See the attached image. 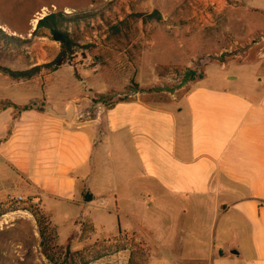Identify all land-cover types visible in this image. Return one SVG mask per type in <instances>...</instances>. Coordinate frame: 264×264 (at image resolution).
I'll return each mask as SVG.
<instances>
[{
	"label": "crops",
	"instance_id": "obj_1",
	"mask_svg": "<svg viewBox=\"0 0 264 264\" xmlns=\"http://www.w3.org/2000/svg\"><path fill=\"white\" fill-rule=\"evenodd\" d=\"M241 1L215 0L211 28L227 10L233 33L254 25L235 11L261 9L262 0L243 7ZM176 2L164 8L165 3L143 0L138 8L146 14L172 11ZM160 32L150 35L145 55L159 38H168ZM232 34L226 37L232 40ZM259 44L245 53L251 55L244 57L247 82L238 74L223 75V62L216 75H204L174 101L134 92L106 107L96 102L91 117L79 123L72 107L79 89L63 94L69 88L60 80L62 67L47 76L59 81L56 101L28 106L23 99L0 97V201L21 196L50 216L113 202L118 236L146 234L147 248L156 252L148 264H264V44ZM113 47L118 45L108 43L106 50ZM121 47L127 52L129 45ZM141 64L126 85L146 81ZM99 68L85 71V78L93 93L103 95L107 90L97 93L94 86V76H102ZM142 215L152 221H142Z\"/></svg>",
	"mask_w": 264,
	"mask_h": 264
},
{
	"label": "rangeland",
	"instance_id": "obj_2",
	"mask_svg": "<svg viewBox=\"0 0 264 264\" xmlns=\"http://www.w3.org/2000/svg\"><path fill=\"white\" fill-rule=\"evenodd\" d=\"M152 1L161 5L165 3L164 8L166 4L176 2ZM190 1L198 5L206 4L210 15L205 21L200 23V15L191 9L188 13L182 10ZM140 2L143 0H0V68L24 71L50 62L58 51V45L44 34L32 36L35 25L32 21L41 17L39 14L45 16L51 12H62L88 15L85 18L90 21L84 19L75 30L79 43L89 47L84 51L85 60L78 55L73 62L78 79L73 80V69L66 65L61 72L65 79H60L65 83V89L67 85L69 88L63 94L71 93L73 87L79 89L76 94L80 95L72 104L76 123L91 117L99 99L106 107L119 99H128L134 92L149 91L156 93V97L174 101L204 75L209 78L216 75L223 62L227 65L223 75L235 78L238 74L247 82L244 59L250 60L251 55L245 53L254 43H260L256 47L264 44V0L258 5L261 9L249 7L250 11H235L253 19L254 25L249 23L243 34L232 32L235 23L228 19V10L211 28L215 0H207L206 3L181 0L176 2L172 11L159 10L163 15L160 21L140 17L139 14L148 12L138 8ZM249 2L254 4L255 1L243 0L239 6H247ZM117 21H123V25L114 38L107 40V24ZM74 29L72 26L70 30ZM156 30L157 33L162 31L169 39L159 38L157 45L145 55L149 45L147 40ZM228 32L233 33L230 37L236 43L226 37ZM118 39L121 40L120 45L116 42ZM108 43L118 45V48L107 51ZM128 45V51L122 52L121 46ZM92 55L104 58V64L99 68L102 76L93 78L97 93L107 90L103 95L93 93L85 78V71H91L87 67L92 62ZM141 55L145 57L141 58ZM227 59L230 61L226 62ZM142 61L146 81L139 85L132 80V84L126 85L130 72H137L142 67ZM157 67L160 73H156ZM187 71L195 72L192 80L185 76ZM49 74L41 70L29 80L16 81L0 72V97L23 99L28 106L43 104L42 101L47 98L56 101L62 94L54 88L59 81L47 77ZM0 205V264H148L156 256V252L149 250L143 240L147 241L145 233L137 232L141 237L118 236V217L112 211L113 202L107 205L102 201L95 202L92 208L77 206L55 216L44 213L37 203L27 199L21 203L6 199L0 201ZM143 215L142 221H152L148 215Z\"/></svg>",
	"mask_w": 264,
	"mask_h": 264
},
{
	"label": "trees",
	"instance_id": "obj_3",
	"mask_svg": "<svg viewBox=\"0 0 264 264\" xmlns=\"http://www.w3.org/2000/svg\"><path fill=\"white\" fill-rule=\"evenodd\" d=\"M87 16L88 15L64 14L62 12H51L46 14L37 21L35 30L32 31L31 35L39 36L40 34H44L43 36L47 37L50 41L55 42L58 45V51L55 57L46 64L36 65L28 70L11 71L6 68H0V72L7 75L11 80H29L36 74H38L41 70H45L51 73L66 65L73 69V76L75 79H78V75L76 73L75 65L73 64V62L77 59L78 55L82 58V60H85L84 51L89 47L79 43L75 30L76 27H78V25H80L84 19L86 20V22H90L85 18ZM139 16L146 20L160 21V15L155 10H153L149 14H139ZM122 25L123 21L108 23L106 39L110 40L114 38L116 34H118L117 30ZM72 26L75 28L74 31L70 30ZM91 58L92 62L88 65L87 68L91 69L95 66H101L102 64H104V60L101 58L99 59V57H97L96 55H92ZM185 76H187L189 80H192V78L195 76V72L187 71ZM198 79H200V77H198ZM121 100L123 99H119L117 101ZM98 101H100V99ZM83 199L85 201H89L88 197L85 195L83 196Z\"/></svg>",
	"mask_w": 264,
	"mask_h": 264
},
{
	"label": "built area",
	"instance_id": "obj_4",
	"mask_svg": "<svg viewBox=\"0 0 264 264\" xmlns=\"http://www.w3.org/2000/svg\"><path fill=\"white\" fill-rule=\"evenodd\" d=\"M187 7L189 9H191L193 12H196L198 15H200V17H199L200 23L202 21H205L206 20L205 18H207L209 16L207 7L204 9L203 5H198L194 1H190ZM11 200H13L14 202H17V203H21V202L25 201V199H23L21 196L13 197V198H11Z\"/></svg>",
	"mask_w": 264,
	"mask_h": 264
},
{
	"label": "water",
	"instance_id": "obj_5",
	"mask_svg": "<svg viewBox=\"0 0 264 264\" xmlns=\"http://www.w3.org/2000/svg\"><path fill=\"white\" fill-rule=\"evenodd\" d=\"M42 17H43V16H42ZM42 17H39V18L36 20L35 25L32 27V30H35V26H36V24H37V21H38L39 19H41ZM70 114H71V108L69 107V108L67 109V111H66V115H65V117H66V118H69V117H70ZM232 253H234V252H232Z\"/></svg>",
	"mask_w": 264,
	"mask_h": 264
},
{
	"label": "bare ground",
	"instance_id": "obj_6",
	"mask_svg": "<svg viewBox=\"0 0 264 264\" xmlns=\"http://www.w3.org/2000/svg\"><path fill=\"white\" fill-rule=\"evenodd\" d=\"M43 13V12H42ZM39 16H41L42 17V14H39ZM35 22H36V20H33L32 21V24L34 25L35 24Z\"/></svg>",
	"mask_w": 264,
	"mask_h": 264
}]
</instances>
